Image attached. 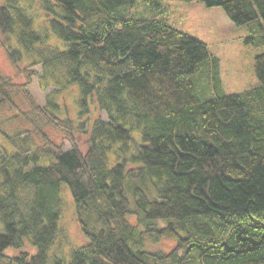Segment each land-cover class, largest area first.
<instances>
[{
  "label": "trees",
  "instance_id": "trees-1",
  "mask_svg": "<svg viewBox=\"0 0 264 264\" xmlns=\"http://www.w3.org/2000/svg\"><path fill=\"white\" fill-rule=\"evenodd\" d=\"M197 1L264 29V0ZM136 2L0 0V45L28 71L0 76V106L27 126L0 147V264H264V51L257 85L226 94L211 76L200 99L192 78L216 57L160 17L129 16ZM32 76L54 86L44 103ZM70 85L75 123L56 101ZM63 189L85 239L68 260L49 255ZM24 241L36 252L4 253Z\"/></svg>",
  "mask_w": 264,
  "mask_h": 264
},
{
  "label": "rangeland",
  "instance_id": "rangeland-1",
  "mask_svg": "<svg viewBox=\"0 0 264 264\" xmlns=\"http://www.w3.org/2000/svg\"><path fill=\"white\" fill-rule=\"evenodd\" d=\"M131 17H160L172 27L204 42L210 53L216 57L214 66L207 62L202 63L192 80L200 99L210 95L208 85L210 77L214 76L220 85L221 92L230 94L241 92L258 84L254 72V57L264 51V46H257L252 41H247L248 37H255L264 34V29H259L256 22L236 25L232 23L220 7L206 6L197 0H137L128 13ZM38 24V23H37ZM28 71L17 70L9 62L4 48L0 45V76L9 77L16 84H25ZM30 89L36 100L44 103L46 94L54 89L52 85H43V81L32 76ZM77 92L75 86L67 87L56 95V101L63 111L61 115H67L70 119L77 121L78 109L75 98ZM94 109L90 107L89 112ZM97 113L95 110L94 116ZM102 119L106 116L102 114ZM27 126L19 119L13 118V111L6 106H0V147L5 150H13V145L8 139L15 130L26 129ZM52 138L57 141L63 140V134L49 131ZM74 142L84 151L86 148L85 137L78 129L73 131ZM65 149L70 147L67 140H64ZM63 208L60 228L59 247L49 250V255L53 253L64 257L66 260L74 247L85 242L80 226L74 218L73 203L69 192L63 189ZM164 251H168L174 246L171 240L161 241ZM22 249H29L35 253V247L28 241L19 249L7 248L4 253L13 255Z\"/></svg>",
  "mask_w": 264,
  "mask_h": 264
}]
</instances>
